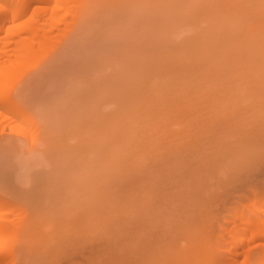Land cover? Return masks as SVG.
I'll return each mask as SVG.
<instances>
[{"label":"rangeland","instance_id":"rangeland-1","mask_svg":"<svg viewBox=\"0 0 264 264\" xmlns=\"http://www.w3.org/2000/svg\"><path fill=\"white\" fill-rule=\"evenodd\" d=\"M61 3L0 84L22 110L0 102V264H179L203 244L215 264L219 225L264 192V0Z\"/></svg>","mask_w":264,"mask_h":264},{"label":"bare ground","instance_id":"bare-ground-1","mask_svg":"<svg viewBox=\"0 0 264 264\" xmlns=\"http://www.w3.org/2000/svg\"><path fill=\"white\" fill-rule=\"evenodd\" d=\"M34 1H37V2L40 1L41 3L40 2L39 3L42 4V2L43 3H45V2H47V3L50 2L51 3L53 0H51V1L50 0H48V1L47 0H0V25L2 23H4V22H7V21L8 22L15 21L14 19H16V22L15 23L12 22L11 25H9V24L6 23L9 26L8 27V30L6 32H5V30H6L7 25H4L5 28H4L3 31H2L3 26L0 27V32L2 31V33H0V34H3V32H4V35L5 34L11 35L12 33L15 34V32H18V33H16V35H18V38L16 39V41L15 40H10L12 38L11 36H10V38L7 37V36H4V35L3 36H0V84L1 85H2V83L4 81L7 82V83L10 81L9 83L11 84V80L12 79L11 80L9 79V76H11L10 78H12V75H10L11 74V70L13 72V70H15V68H17V67L19 68L22 64H24V62L26 60H28L30 58V56L32 57V54L34 52V47H36V45H38L36 47L37 49H39L41 47L39 45H40V42H42V40L40 38L41 33H39V32H40L41 29H44V31L46 29V28L40 27V25L42 23L43 24L45 23L44 20L48 21L50 23V25H51L52 23L50 21L51 20H54L53 18L55 17V15H53L54 17H52L51 14H58L57 12H59V11H57V10L62 9L65 5H67V3L65 1H64L65 2V5L62 4V3L60 4V1L62 2L63 0H55V2L52 3L53 5L52 4L51 5H49V4L47 5V6H49V9L53 13H51L49 11V9L47 10L48 7L46 5H44V6L47 7L46 10H45V12L46 13L49 12V14L51 13L50 14L51 16H49L47 18L44 17V15H47L46 13L44 15H43V13H40V12H44V9H42V7L43 8H45V7L44 6H36V5H34V7L37 10L39 9L38 11H35V13H38V14L40 13L41 16L43 15V17H41V19L42 18H45L44 20H42L44 22H41L40 20H37V18H36V17H38L37 14H35V13H34L35 15L33 14V12H34V11L32 12L33 8H32V10L30 9L31 11L28 10L31 6L33 7L32 3ZM37 5H38V3H37ZM61 5H64V6H61ZM41 9L43 11H41ZM63 9H65V8H63ZM28 11L32 12L31 16H30V13ZM26 12H28L27 14H29L28 16H30V19L29 20H25V18L22 17V16H24L26 14ZM28 16H26V18ZM20 18L22 20L21 22H19L20 21ZM48 18H52V19H50V21H49ZM38 21H39V23L41 22L40 25H39V27L36 24V23H38ZM48 22H46V23H48ZM50 25H48V26H50ZM13 28H14V30H13ZM11 30H13V31H11ZM25 30H29L30 33L27 32L28 35L26 34L25 36L24 35L23 36L20 35V32L22 31L21 33L23 34V32ZM10 41L16 42V43H14L15 44V47L13 46L14 44L13 45L11 44L12 45L11 47H13L12 49H8V46H10L8 44L11 43ZM35 54H36V52H35ZM10 84H8V85H10ZM8 90H12V88H9ZM7 92H9V91H7ZM10 93H9V95H10ZM8 98H10V97H8ZM8 98L7 97H4V95L1 96V94H0V102L1 101L10 102L11 100L8 99ZM7 100H10V101H7ZM11 104H12V106L9 105V103H8V105H9L8 107L10 109H11V107L15 109V110L14 109H11L12 111H14V112L16 111L17 112V110H18V112L22 113V110H21L20 107H18V105L15 106V103H13V102ZM4 112H6V111H4ZM17 114L20 115L19 113H17ZM23 117L26 118L25 116H23ZM258 195H260V196L262 195L261 197L259 196L262 201H261L260 204L256 205L255 208L253 210H251V212L249 214H247V215L242 214L241 215V213H242L241 211L242 210L241 211L239 209H238V211L236 210V213L233 216L235 219L232 218V220H231V223H234V225H232L231 223H229L228 225H231V226L228 227V226H225V224L224 225H221L219 223L220 224L219 225L220 227L218 229L219 230L218 233L219 234L222 233L224 235L222 237L223 238L222 245L221 246L218 245L221 248L217 247V250L220 249V251L218 250L219 251L218 252L219 257H217L218 255H215L214 254L215 251L212 252L213 255H214L213 258H216V257L218 258V260H216L217 258L214 259V260H216V261H214L215 264H257V263H255L253 261L255 259H252V254L253 253H251V250H252V252H254L252 248L255 247L256 245H260L261 246V250H260V254H259L260 256H258L260 262L259 261H256V262H259L258 264H264V192H263V194L261 193V194H258ZM5 201L7 202V200H5ZM5 201L3 200V198L0 199V208L3 209V205L6 204ZM4 211H5L4 212L5 214L8 212L6 210H4ZM9 212H11V211H9ZM2 213H3V210L0 209V260H3L4 254L6 253L5 252L7 250L6 249V246H7V244H6V242H7L6 238L8 236L7 233H9V231H10V228H9L10 227L9 226V222H10L9 219L10 218L7 217L8 214L6 216H4L5 214L3 215ZM11 227H12V225H11ZM201 227H203V225L200 226L198 229L200 230ZM203 228H205V229L206 228H209L208 230H211L209 226L208 227L206 226V227H203ZM211 228H212V226H211ZM201 230H200V233L199 234H201V232H203V230L202 231ZM214 230L217 231V229H214ZM195 231H197V233H198V230H195ZM190 232H191V234L193 236L194 231L192 232V230H190ZM204 232L202 233V235H204ZM211 233H209V234H211ZM213 234L215 235V233H213ZM196 235H198V234H196ZM173 237H175V236H173ZM169 238H171V237H169ZM190 238H192V237H189V239ZM194 238H195V235H194ZM215 238H217V239L219 238V239H218V241H216L217 239H215L214 241H216L217 243L218 242L221 243L220 237H215ZM173 239H175V241L173 243L176 244V241H178L179 238H173ZM196 239H198V238H196ZM199 239H200V237H199ZM200 241H198V242H200ZM168 242H169V240H167V242H163V244L165 245V243H168ZM195 242H197V241H195ZM216 242H213V243L217 244ZM169 244L172 245V241ZM178 244H179V242H178ZM197 244H199V243H197ZM200 244H203V243H200ZM193 245H191V246L193 247ZM204 245L205 244L200 245V246L199 245H196V247L199 246V248L196 249L194 247V251L195 252L193 250H192L193 252L191 251V254L193 253L195 255H193V254L190 255V253H188V256H186L185 258H187V257L189 258L191 256L190 257V260L187 258V259H185V261H182L184 263L179 262V264H187V263L188 264H197L200 259H202V262L200 261V263H198V264H203V263L205 264V262L207 261V258L210 257L208 255L211 254V252H209L211 250H208L209 254L208 253H205V254H207V256H205L201 252H204V251L206 252V250L209 249L210 246H209V248H205L204 249V247H203ZM210 245H212V243ZM170 246H169V248H170ZM205 246H208V245H205ZM163 247H164L165 250H167L166 249L167 246H166V248H165V246H163ZM171 247L173 248V245ZM180 247L181 246H178V248H180ZM200 247H203V248H200ZM211 248H213V247H211ZM171 250L169 249L167 251H171ZM199 250H203V251L197 252ZM160 252H162L161 249L159 250V253ZM176 252L174 254H177ZM170 254H169V257H170V259H172V257L170 256ZM178 254H180V253H178ZM198 254H200V255H198ZM171 255L173 256V254H171ZM203 255L205 256L204 257L205 259H203ZM222 256H224L223 259H219V258H222ZM169 257H168V255L166 256V258H168V259H169ZM174 257H175V255H174ZM177 257L179 258V260H182L183 259L182 256H181L182 258H180L179 256H177ZM196 257H197V260H196ZM162 258H163V255H162ZM162 258H161V260H165V259H162ZM191 258H192V261H191ZM210 258L212 259V257H210ZM176 259L177 258H175V260ZM194 259L196 260V262H195ZM175 260H173V261H175ZM204 260H205V262H204ZM257 260H258V258H257ZM156 261H158V259H156L154 261V264H155ZM167 261H169V260H167ZM190 262H193V263H190ZM208 262L210 264H212L211 263L212 262L211 260L210 261L208 260ZM208 262L206 264H209ZM162 263H163V261L160 262V264H162ZM165 263L166 262H164L163 264H165ZM172 264H174V262Z\"/></svg>","mask_w":264,"mask_h":264},{"label":"crops","instance_id":"crops-1","mask_svg":"<svg viewBox=\"0 0 264 264\" xmlns=\"http://www.w3.org/2000/svg\"><path fill=\"white\" fill-rule=\"evenodd\" d=\"M27 90H28V86L26 84H23L20 86L19 88V91H18V86H17V89H16V98L18 100V95H19V98L30 108H33V109H38V110H41L42 107H43V103L41 102H32L30 101V99H28L27 97Z\"/></svg>","mask_w":264,"mask_h":264}]
</instances>
